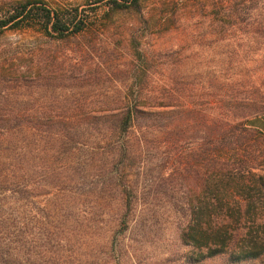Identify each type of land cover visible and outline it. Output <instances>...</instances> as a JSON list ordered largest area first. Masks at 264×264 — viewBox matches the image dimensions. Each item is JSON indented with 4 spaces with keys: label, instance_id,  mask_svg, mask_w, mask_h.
Returning a JSON list of instances; mask_svg holds the SVG:
<instances>
[{
    "label": "rangeland",
    "instance_id": "1",
    "mask_svg": "<svg viewBox=\"0 0 264 264\" xmlns=\"http://www.w3.org/2000/svg\"><path fill=\"white\" fill-rule=\"evenodd\" d=\"M94 12L91 31L65 39L0 34V233L30 264H190L179 234L189 201L220 185L210 154L222 123H264V0H140L139 12ZM133 107L145 114L126 135L127 155H111L109 127ZM247 134L245 169L264 175V138ZM119 163L132 190L123 199L110 179ZM242 264H264V254Z\"/></svg>",
    "mask_w": 264,
    "mask_h": 264
},
{
    "label": "trees",
    "instance_id": "2",
    "mask_svg": "<svg viewBox=\"0 0 264 264\" xmlns=\"http://www.w3.org/2000/svg\"><path fill=\"white\" fill-rule=\"evenodd\" d=\"M96 4L89 10L78 7L54 10L41 0L0 4V34L7 30L36 29L55 39H65L91 31L92 13L99 7H106L112 13L140 10V0H97ZM143 114L134 107L118 114V120L109 127L111 138L118 140L111 155L126 157V135L136 118ZM251 123L248 129L252 131L247 130L243 121L236 122L231 131H226V122L220 127L221 139L216 145V156L210 154L217 161V171L221 172L220 185H206L202 195L199 193L195 200L189 201L190 217L179 234L180 242L190 249V264L219 257L226 264H242L264 254V215L261 211L264 175L246 171L245 167H249L252 159L249 158L250 149L244 145V139L251 136L247 132L264 138V123L256 119ZM183 159L181 156L180 163ZM231 161L238 164L234 175L233 170H227L233 164ZM212 164H208L209 168H214ZM209 168L207 171L211 174ZM125 171L126 166L121 163L111 170L110 179L120 199L124 195L129 197L132 192L126 184ZM125 222L122 217L119 225L125 228ZM15 243L9 234L0 233V264H30L26 251L17 248ZM108 250L112 255H120V247L115 242L108 245Z\"/></svg>",
    "mask_w": 264,
    "mask_h": 264
}]
</instances>
